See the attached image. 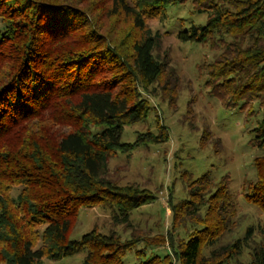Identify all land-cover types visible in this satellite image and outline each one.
<instances>
[{"label": "trees", "instance_id": "16d2710c", "mask_svg": "<svg viewBox=\"0 0 264 264\" xmlns=\"http://www.w3.org/2000/svg\"><path fill=\"white\" fill-rule=\"evenodd\" d=\"M189 1L208 12L207 23L178 38L223 49L207 67L212 95L230 110L264 108V0H0V264L83 251L84 264H124L142 241L124 242L115 231L74 241L68 234L81 207L102 205L115 224L132 227L131 213L157 200L111 179L109 160L167 142L163 133L135 144L121 137L147 119L144 92L169 90L167 64L155 54L161 36L148 22ZM252 133L262 154L242 195L261 223L240 233L228 174L187 177L188 197L169 200L171 230L144 241L168 253L140 264H264V120Z\"/></svg>", "mask_w": 264, "mask_h": 264}, {"label": "rangeland", "instance_id": "374dc122", "mask_svg": "<svg viewBox=\"0 0 264 264\" xmlns=\"http://www.w3.org/2000/svg\"><path fill=\"white\" fill-rule=\"evenodd\" d=\"M208 12H198L191 1L165 10L161 18L148 22L161 36L156 55L167 64L168 91L143 93L150 112L145 121L124 128L121 141L135 144L143 135H167V142L147 143L136 147L131 155L118 153L109 160V177L122 186L137 185L157 197L150 205L130 215L132 227L115 224L110 209L102 205L79 208L68 240H81L93 230L102 234L115 231L122 241L141 236L142 241L124 258V264H140L149 257L164 256L167 247L148 246L144 241L166 235L172 228L169 200L186 199L187 177L210 174L215 181L230 176V191L238 204L243 233L245 227L261 223L262 214L243 197V183L255 176L254 160L261 152L250 145L253 129L264 120V108L254 103L250 108L227 109L207 87V67L223 49L210 45L183 42L178 36L192 27L206 25ZM227 40H231L227 38ZM93 132H102L93 127ZM187 175V176H186ZM17 190H14L16 195ZM183 235V233H182ZM180 237V236H179ZM151 242V241H150ZM144 250L143 256L136 251ZM86 252L61 260L45 259L44 264H84Z\"/></svg>", "mask_w": 264, "mask_h": 264}]
</instances>
